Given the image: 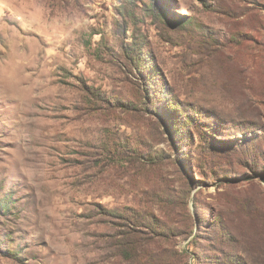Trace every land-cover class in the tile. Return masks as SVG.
Segmentation results:
<instances>
[{
	"label": "rangeland",
	"instance_id": "rangeland-1",
	"mask_svg": "<svg viewBox=\"0 0 264 264\" xmlns=\"http://www.w3.org/2000/svg\"><path fill=\"white\" fill-rule=\"evenodd\" d=\"M0 264H264V0H0Z\"/></svg>",
	"mask_w": 264,
	"mask_h": 264
},
{
	"label": "trees",
	"instance_id": "trees-1",
	"mask_svg": "<svg viewBox=\"0 0 264 264\" xmlns=\"http://www.w3.org/2000/svg\"><path fill=\"white\" fill-rule=\"evenodd\" d=\"M139 213L132 211V213L128 216L129 219H126V217H123L127 222H129L132 225L136 226H146L145 220L140 219ZM138 250V247L136 244L128 242L124 243L123 246L119 249V254L125 258L131 257L136 251Z\"/></svg>",
	"mask_w": 264,
	"mask_h": 264
}]
</instances>
